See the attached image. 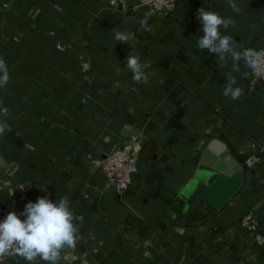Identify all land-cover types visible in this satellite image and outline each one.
<instances>
[{"label": "crops", "instance_id": "0c3cea01", "mask_svg": "<svg viewBox=\"0 0 264 264\" xmlns=\"http://www.w3.org/2000/svg\"><path fill=\"white\" fill-rule=\"evenodd\" d=\"M137 1L0 0L9 73L0 88L8 109L0 114V220L38 197L67 196L84 219L58 264H264V84L250 86L243 60L226 54L220 67L196 44L203 7L236 21L221 34L242 43L237 51L264 47V0H236L238 12L228 0H177L143 28L144 11L128 9ZM115 31L129 34L126 44ZM128 55L139 57L147 83L133 80ZM229 72L243 89L236 100L223 95ZM137 135L138 172L115 195L91 161ZM208 147L244 176L212 212L185 200ZM247 215L256 230L240 226ZM0 264L28 262L11 255Z\"/></svg>", "mask_w": 264, "mask_h": 264}, {"label": "clouds", "instance_id": "9594fccd", "mask_svg": "<svg viewBox=\"0 0 264 264\" xmlns=\"http://www.w3.org/2000/svg\"><path fill=\"white\" fill-rule=\"evenodd\" d=\"M228 4L234 12L239 11L236 0H228ZM196 18L202 25L199 31L203 33L196 41L197 48L218 57L220 67L225 66L226 54L233 61L243 60L247 66L258 67L257 54L253 49L237 51L242 43L237 45L231 35L221 34V29L235 25L236 21L232 17H224L216 11L201 7L197 9ZM147 20V15L140 20L142 28L147 25ZM114 34L115 39L122 44H126L130 38L125 32L115 31ZM126 68L132 73L134 81L143 80L147 83L139 57L128 55ZM226 75L228 82L223 88V95L230 96L233 100L239 99L243 95V89L234 87L237 85L236 76L231 72ZM8 81V67L6 61L0 57V88L5 87ZM7 112L6 107H0V114L6 116ZM5 131L4 124L0 123V136ZM83 219V216L74 214L67 196L59 197L55 202L46 196L38 197L35 202H28L22 212L11 211L0 220V258L16 255L28 264H35L37 258L45 264H58L63 249L76 247L79 225L83 223Z\"/></svg>", "mask_w": 264, "mask_h": 264}, {"label": "built area", "instance_id": "2783aa9c", "mask_svg": "<svg viewBox=\"0 0 264 264\" xmlns=\"http://www.w3.org/2000/svg\"><path fill=\"white\" fill-rule=\"evenodd\" d=\"M178 7L177 0H138L128 6L129 10L142 9L148 18L156 17L164 13H173ZM257 54L258 67H250V86L264 84V47L253 49ZM143 149V141L140 135L123 141L112 152L104 154L101 158H94L91 163L103 176L107 190L115 195H122L134 181L138 172V161ZM258 159H248V166H254ZM243 230H256L257 221L253 215H247L240 220Z\"/></svg>", "mask_w": 264, "mask_h": 264}, {"label": "water", "instance_id": "95a60500", "mask_svg": "<svg viewBox=\"0 0 264 264\" xmlns=\"http://www.w3.org/2000/svg\"><path fill=\"white\" fill-rule=\"evenodd\" d=\"M132 132H127L130 136ZM244 181L241 166L232 159L223 160L208 147L194 175L190 196L191 204L203 201L208 208L221 210L241 189Z\"/></svg>", "mask_w": 264, "mask_h": 264}, {"label": "trees", "instance_id": "16d2710c", "mask_svg": "<svg viewBox=\"0 0 264 264\" xmlns=\"http://www.w3.org/2000/svg\"><path fill=\"white\" fill-rule=\"evenodd\" d=\"M207 211L212 212L213 208H211L210 210H207ZM207 211H205V214H207Z\"/></svg>", "mask_w": 264, "mask_h": 264}]
</instances>
